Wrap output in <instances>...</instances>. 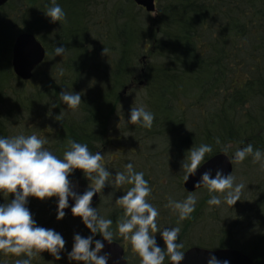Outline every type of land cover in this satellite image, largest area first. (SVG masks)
Instances as JSON below:
<instances>
[{
    "label": "trees",
    "instance_id": "obj_1",
    "mask_svg": "<svg viewBox=\"0 0 264 264\" xmlns=\"http://www.w3.org/2000/svg\"><path fill=\"white\" fill-rule=\"evenodd\" d=\"M58 3L66 12L62 22H52L45 14L49 0H9L0 7V135L16 136L24 119L30 120L37 113H55L52 141L46 147L61 158L73 139L87 143L94 153L102 143L114 141L120 132L132 130L140 140L135 142L161 135L166 138V149H173L167 159L171 174L175 167H182L186 150L202 143L213 149L206 159L221 153L222 147L229 144V155L249 143L264 150V0H157L154 13L133 0ZM23 31L38 37L46 48L48 62L47 69L35 71L36 89L27 101L22 93L26 82L15 75L11 63L15 38ZM56 45L66 47L63 56H55ZM139 78L144 83L143 92H147L146 96L141 93L144 105L155 113L153 126L118 128V122L126 116L121 93ZM67 87L81 93L82 101L76 110L60 100L59 93ZM45 98L49 100L42 102ZM188 114L194 120L192 127ZM58 115L62 120L56 119ZM127 161L135 169H142L136 171L144 172V168L137 167V160ZM244 161L254 163L251 156ZM258 171L250 182L255 184L248 196L241 195L235 205L229 206V217L204 221L196 242L191 240V234L182 251L190 246L233 247L264 264V168ZM179 174L171 182L177 185V191H183L185 170H179ZM233 176L237 183V173ZM83 178L82 169L70 174L73 183ZM130 187L127 184L113 188L125 193ZM183 192L178 200L190 194ZM196 193H192L198 196L195 210L185 218L186 222L202 213L197 212L198 208L210 206L206 187ZM14 195L5 198L0 194V203ZM54 197H29L28 207L41 226L46 227L43 223H47L49 212H57ZM102 199L101 190L94 207L112 219L113 239L121 241L118 222L124 218V209L119 205V209L113 207L114 212L106 215L108 212L99 208ZM247 204L251 207L245 208ZM214 222L220 224V231L219 225L212 227ZM78 225L63 226L66 243L71 241L67 243L70 249L75 233L92 234L82 218ZM207 230L211 231L209 238L204 237ZM187 231L184 227L180 237L186 238ZM102 238L99 233L94 237ZM20 258L23 254L7 264H15ZM45 259L50 264H65L64 258L57 260L46 250L35 256L32 264H47Z\"/></svg>",
    "mask_w": 264,
    "mask_h": 264
},
{
    "label": "clouds",
    "instance_id": "obj_2",
    "mask_svg": "<svg viewBox=\"0 0 264 264\" xmlns=\"http://www.w3.org/2000/svg\"><path fill=\"white\" fill-rule=\"evenodd\" d=\"M45 14L52 22L66 19V12L58 0H49ZM55 56H63L66 47L57 46ZM107 53V48H104ZM60 100L67 108H79L82 96L80 92L67 88L60 93ZM62 120L59 115L56 117ZM155 113L148 110L143 104L133 106L130 110L129 123L152 128ZM190 129V128H188ZM192 130V129H190ZM46 138L33 133H23L16 136L0 135V194L8 198L0 203V251L15 254L23 258L17 259L15 264H32V259L43 251L50 252L57 260L61 253L67 251L64 236L53 228H46L38 224L34 214L28 207L29 197L40 199L58 197L57 219L65 217V209L69 207V197L75 203L71 205L74 216L82 218L83 223L91 230V235L74 234V243L71 251L67 252L69 261L83 262V264H108L110 253L100 254L105 247L104 240L114 241L111 229L112 219L105 218L96 207L92 206V199L100 193L106 184L114 186L131 185L124 195L116 199V203L123 207L124 218L118 222V231L125 239H130L133 250L141 257L140 264H164L167 257L172 264H180L185 258L184 243L179 239L181 231L179 225L158 229L157 217L159 209L147 199L152 192L149 181L143 171H136L132 162L125 165V171L117 170L113 174L103 163L104 154L100 151L92 152L87 143L76 140L69 142V148L63 157L54 154L47 145ZM217 143H220L217 138ZM231 145H224L221 152L225 153L230 161L242 162L248 156L254 163L264 168V150L254 148L252 144L237 148L229 155ZM213 151L210 144L202 143L186 150L182 161L185 170L184 179L188 181L194 176L204 163L208 161L206 154ZM76 169H82L85 177L89 178L90 186L83 193L75 190L70 174ZM213 171L215 175L213 176ZM114 177V179H112ZM204 185L209 193V205H220L226 202L233 206L240 200L243 183H236L232 172L225 174L222 168H209L201 174L196 186ZM197 197L189 194L184 200L169 199L167 207L178 213L180 220L190 217L195 210ZM160 232L165 247L157 243L156 234ZM99 233L102 239H94ZM94 244V247H93ZM127 259L126 257H122ZM208 264H231L228 259L220 260L211 254Z\"/></svg>",
    "mask_w": 264,
    "mask_h": 264
},
{
    "label": "rangeland",
    "instance_id": "obj_3",
    "mask_svg": "<svg viewBox=\"0 0 264 264\" xmlns=\"http://www.w3.org/2000/svg\"><path fill=\"white\" fill-rule=\"evenodd\" d=\"M101 1V0H100ZM102 2H107V0H102ZM48 62L43 63L40 68H38V71H42L44 69H47ZM38 81L36 77L34 76V80H31L29 82H26L25 85H23L22 93L23 98H26V101L28 100V97L30 96L31 92H33L35 88V81ZM147 95V92H143L142 89H134V91L128 93L126 96L123 97V100L121 102V106L126 111V116H122V120L118 122V128L123 126H130L133 125L129 123L128 118L130 117V110L133 106H138L143 104L144 105V98L143 95ZM49 100V98H45L42 102ZM41 103V102H39ZM182 106L179 104V108ZM55 113H48L47 115H36L33 116V118H30V120H25V123L19 127L20 133H23L25 135H31L33 133L37 134L40 137L46 138L47 141H52V135H53V128L56 124V121L53 119V115ZM189 117V123L190 127H192V116L188 114ZM129 130V129H128ZM126 130V131H128ZM142 134V133H141ZM154 140V141H151ZM166 138L161 135H157L155 138H152L150 140L144 141V142H135L140 141L136 139L135 133L131 130L128 132H120L116 135L115 141L111 142L107 146V148L104 151V159L102 163L110 170H112L113 174L117 170L119 171H125V165L129 163L127 160H134L136 163V160L140 164L137 165V167L144 168V172L146 175V180L149 181V184L151 182L152 185L150 187L152 188V192L147 198L150 203H152L156 208L159 209V216L157 219V226L158 229L163 230L165 227H173L177 224L179 225L181 231L179 233V239L181 238V234L183 233L184 227L188 229L186 233V238H181L184 245L187 242L188 236L192 234V241L196 242L198 237L200 236V232L202 231L203 227L202 225L207 222H213L216 219H223L229 217V206L226 202H223L222 197V203L220 205H210L204 209L201 210V208L197 209L198 211H202L201 214L196 215V217H192L189 222L185 221L182 223V220L179 219L178 213L172 209L171 207H167L169 199L178 200L179 197H182V192L185 193V190L177 191V185H174L173 182H171V178L178 179L179 170H183V168H177L172 170V174L169 171L167 159L169 156H171L173 149L168 150L165 147L164 141ZM152 142V143H149ZM154 142V143H153ZM50 143H47L49 145ZM45 145V147L47 146ZM258 163H249L246 161L242 162H236L235 171L234 174L237 173V183H243L244 188L242 189L241 195L248 196V190L252 189L251 180L255 177L259 169ZM135 170H142L140 168H137ZM114 179V177L112 178ZM174 181V180H172ZM257 181V180H256ZM255 182V181H254ZM74 186L77 189H88L90 186V181L87 177L78 180L77 182L73 183ZM127 185V184H125ZM121 185L120 188L122 186ZM169 186L170 188H164L166 186ZM114 185L112 184H106L105 188L102 189V197L103 199L101 202H99V208L103 211L108 212L106 215L110 214L115 209H119V205L116 203V199L125 193L121 191L119 188L118 192L113 188ZM166 189V192H165ZM101 193V192H100ZM196 193V192H195ZM199 196V193H196ZM165 195L167 197H165ZM179 195V196H178ZM197 200H198V196ZM188 196V195H187ZM185 195L184 199L187 197ZM54 204H55V197H54ZM96 206V205H95ZM256 206V204H255ZM94 207V206H93ZM122 207V206H121ZM251 205L247 204L245 208H250ZM38 209V207H35ZM114 212V211H113ZM53 217H56V219H52ZM201 217H204L202 219ZM46 218L48 219L47 223H43L46 228H53L56 231L60 232L64 238L65 234L63 231V226H71V227H78L81 222V217L78 216V218L75 217H63L62 219H57V212L54 213V211L49 212L46 215ZM219 225V231H220V224L218 222H214L212 227L216 228ZM202 227V228H201ZM68 229V228H65ZM216 230V231H218ZM119 232V231H118ZM120 234V233H119ZM157 238V243L161 247H165V242L163 240V237L161 236L160 232L155 233ZM91 234L85 235L88 236ZM121 236V235H120ZM211 236V231H204V237L209 238ZM69 237V236H68ZM123 239L121 240V243H126L129 248V257L130 261H132V264H140L141 257L136 253L131 245L130 239H125L123 236H121ZM67 241V239H65ZM71 242V241H69ZM67 242V243H69ZM65 244V248L67 251H64L61 253V257L64 258L65 264H83V262H77L75 261H68V255L67 252L71 251L68 244ZM94 247V244H93ZM44 260V259H41ZM45 263L50 264L49 259H45Z\"/></svg>",
    "mask_w": 264,
    "mask_h": 264
},
{
    "label": "water",
    "instance_id": "obj_4",
    "mask_svg": "<svg viewBox=\"0 0 264 264\" xmlns=\"http://www.w3.org/2000/svg\"><path fill=\"white\" fill-rule=\"evenodd\" d=\"M9 0H0V7L5 5ZM137 5L146 9L149 13L156 10V0H133ZM47 51L42 42L31 32L23 31L15 38L12 49V67L14 73L22 80L28 81L34 76L35 70L46 59ZM209 168L215 170L216 168H222L225 174H229L234 170L233 163L225 153H217L210 157L206 163L198 168L196 175L190 176L188 181H183V187L186 192L192 193L201 188L204 185L196 186V182L201 178V174ZM213 176L215 171H213ZM79 193H83L87 189H77ZM57 199H55V208L57 210ZM99 199V193L93 196L92 204ZM75 201L69 197V207L65 209L66 214L73 215L71 212V205ZM105 247L101 250L100 254L110 253L108 264H127V260L124 257V248L117 242L113 241L109 243L107 240L103 241ZM211 254L220 259H228L231 264H257L245 253L231 248L225 249H205L201 247H192L185 252V258L180 264H208V260ZM165 264H172L168 261Z\"/></svg>",
    "mask_w": 264,
    "mask_h": 264
},
{
    "label": "flooded vegetation",
    "instance_id": "obj_5",
    "mask_svg": "<svg viewBox=\"0 0 264 264\" xmlns=\"http://www.w3.org/2000/svg\"><path fill=\"white\" fill-rule=\"evenodd\" d=\"M144 87V83H143V80H141L140 78L133 81L128 87H126L124 89V91L121 93V97H124L128 94V92H126V90H132V89H142ZM115 141V140H114ZM113 142V141H111ZM111 142L109 141L107 144L106 143H102L97 149L96 151H100L104 154V151L105 149L107 148V146L109 144H111ZM95 151V152H96ZM89 179V178H88ZM123 246H124V249H125V257L127 258V261H128V264H131L132 261H130V257L128 255L129 253V248H128V245L126 243H123ZM16 255L15 254H11V253H8V254H5L3 253V251H0V264H7L8 261L11 259V258H15ZM167 258V257H166ZM168 261V260H167ZM167 261H164V263H166Z\"/></svg>",
    "mask_w": 264,
    "mask_h": 264
}]
</instances>
